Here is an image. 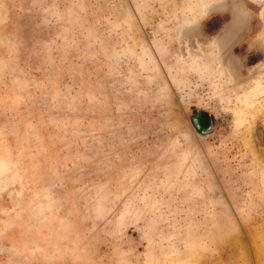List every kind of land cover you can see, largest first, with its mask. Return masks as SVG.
<instances>
[{"label":"rangeland","instance_id":"rangeland-1","mask_svg":"<svg viewBox=\"0 0 264 264\" xmlns=\"http://www.w3.org/2000/svg\"><path fill=\"white\" fill-rule=\"evenodd\" d=\"M0 264H264V0H0Z\"/></svg>","mask_w":264,"mask_h":264},{"label":"water","instance_id":"water-1","mask_svg":"<svg viewBox=\"0 0 264 264\" xmlns=\"http://www.w3.org/2000/svg\"><path fill=\"white\" fill-rule=\"evenodd\" d=\"M199 115L200 114H198L197 116L193 117V119H192L193 124L195 125L197 130L200 131V133L209 134V129L202 128V125H201L200 120H199Z\"/></svg>","mask_w":264,"mask_h":264},{"label":"flooded vegetation","instance_id":"flooded-vegetation-1","mask_svg":"<svg viewBox=\"0 0 264 264\" xmlns=\"http://www.w3.org/2000/svg\"><path fill=\"white\" fill-rule=\"evenodd\" d=\"M199 120H200V123H201V125H202V128H208L209 126H210V124H211V122L209 121L210 120V117H209V119H206L205 118V114H200L199 115Z\"/></svg>","mask_w":264,"mask_h":264},{"label":"trees","instance_id":"trees-1","mask_svg":"<svg viewBox=\"0 0 264 264\" xmlns=\"http://www.w3.org/2000/svg\"><path fill=\"white\" fill-rule=\"evenodd\" d=\"M204 113L209 114L207 111H203V112H202V114H204Z\"/></svg>","mask_w":264,"mask_h":264}]
</instances>
